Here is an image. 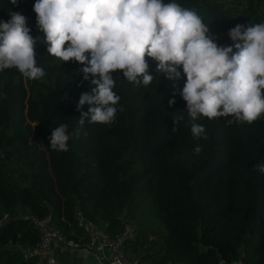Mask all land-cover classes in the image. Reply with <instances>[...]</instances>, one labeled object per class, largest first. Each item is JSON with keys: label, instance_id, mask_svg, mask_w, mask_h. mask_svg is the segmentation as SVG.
I'll return each instance as SVG.
<instances>
[{"label": "trees", "instance_id": "16d2710c", "mask_svg": "<svg viewBox=\"0 0 264 264\" xmlns=\"http://www.w3.org/2000/svg\"><path fill=\"white\" fill-rule=\"evenodd\" d=\"M176 2L201 16L218 45L233 43L228 32L237 24L264 23V0ZM34 3L0 0V20L19 12L30 35L41 38L36 61L46 72L39 80L17 68L0 72V215L11 214L0 224V264H34L22 257L37 242L24 215H49L66 239L85 242L76 210L109 236L127 223L132 236L125 252L140 264H264V174L257 168L264 163V114L252 124L201 116L196 123L205 132L194 138L180 94L182 66L180 77L169 80L148 58L152 83L134 85L113 72L121 97L114 121L85 119L81 128V111L90 105L77 110L76 104L91 92L90 82L78 73L80 63L47 53ZM177 116L183 120L173 131ZM61 124L68 126L67 152L50 147L51 130Z\"/></svg>", "mask_w": 264, "mask_h": 264}, {"label": "clouds", "instance_id": "9594fccd", "mask_svg": "<svg viewBox=\"0 0 264 264\" xmlns=\"http://www.w3.org/2000/svg\"><path fill=\"white\" fill-rule=\"evenodd\" d=\"M33 10L47 53L80 63L78 73L90 82L91 92L82 93L76 104L77 110L90 105L87 112L81 111V128L85 119L114 121L121 97L113 91V72L122 71L134 85L152 83L148 58L155 72L169 80L180 77L182 66L186 82L180 94L194 138L205 132L196 123L201 116L252 124L264 114V23L247 28L237 24L228 32L233 43L223 46L195 10L176 0H35ZM30 32L27 18L19 12L0 20V72L17 68L30 80L46 75L36 61L35 44L41 38ZM168 103L174 105V97ZM182 120L183 116L173 118V131ZM67 127L61 124L51 130L52 149L68 151ZM201 151L199 145L194 148L197 154ZM257 168L264 174V163Z\"/></svg>", "mask_w": 264, "mask_h": 264}, {"label": "built area", "instance_id": "2783aa9c", "mask_svg": "<svg viewBox=\"0 0 264 264\" xmlns=\"http://www.w3.org/2000/svg\"><path fill=\"white\" fill-rule=\"evenodd\" d=\"M11 216L10 213L0 215V224ZM29 219L32 227L37 234L35 245L22 251V257H31L34 264H58L54 258L53 245L64 244L75 247L74 240L66 239L60 231L49 221V215L42 218H35L30 215H24ZM75 226L85 235L87 247L94 250H104L105 264H140L136 258L128 256L125 252V242L132 236V229L124 223L120 231L114 236H109L101 227L86 220L80 211L74 213ZM165 264H172L167 262ZM218 264H226L222 260ZM229 264H245L241 260H235Z\"/></svg>", "mask_w": 264, "mask_h": 264}, {"label": "crops", "instance_id": "0c3cea01", "mask_svg": "<svg viewBox=\"0 0 264 264\" xmlns=\"http://www.w3.org/2000/svg\"><path fill=\"white\" fill-rule=\"evenodd\" d=\"M74 232L73 229H70L69 235H75ZM74 242L77 244L75 247L64 244L53 245L54 258L58 264H105L104 250L87 247L86 243H81L79 239Z\"/></svg>", "mask_w": 264, "mask_h": 264}]
</instances>
